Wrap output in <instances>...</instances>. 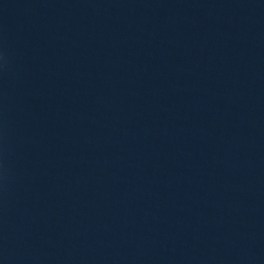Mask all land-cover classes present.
I'll return each mask as SVG.
<instances>
[{"label":"water","instance_id":"obj_1","mask_svg":"<svg viewBox=\"0 0 264 264\" xmlns=\"http://www.w3.org/2000/svg\"><path fill=\"white\" fill-rule=\"evenodd\" d=\"M0 264H264V0H0Z\"/></svg>","mask_w":264,"mask_h":264}]
</instances>
